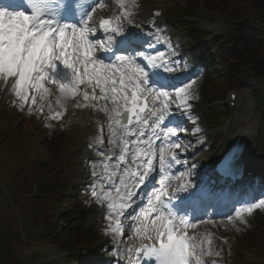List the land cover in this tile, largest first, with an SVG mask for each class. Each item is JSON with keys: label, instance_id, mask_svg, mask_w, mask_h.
Here are the masks:
<instances>
[{"label": "snow or ice", "instance_id": "snow-or-ice-1", "mask_svg": "<svg viewBox=\"0 0 264 264\" xmlns=\"http://www.w3.org/2000/svg\"><path fill=\"white\" fill-rule=\"evenodd\" d=\"M30 3L32 15L26 14L27 5L24 11L0 7V81L10 88L21 109L27 103L31 112L32 105L37 103V95L41 101L45 100L50 94L45 85L52 84L61 93L69 92L75 96L82 92L85 104L78 106L102 111L108 117L109 143L114 144L119 139L122 144L116 168L124 167L119 185L113 179L116 172L103 177L109 181V189H116L114 199L111 191H103V185L91 186V195L99 199L102 194L108 200L106 218L113 236L112 251L117 255L116 264H120L119 256L124 249L116 238H124L123 226L119 219L113 226L111 217L114 212L118 216L124 215L125 208H130L141 196L146 187L145 178L150 176L153 167L154 143L159 141L161 145L162 171L165 162L163 146L168 149L181 147V141L185 139L183 134L190 131L183 120H192V81L177 83L180 78L165 75L173 73L179 61L170 62L158 47L162 41L155 37L145 39L147 33L129 30L124 34L120 17L115 18V27H111L112 19L99 21V30L105 37L99 40L96 29L88 24L95 7L91 12L81 13L76 23L68 24L61 21L66 20L68 13L76 19L81 6L79 0H30ZM93 3L103 6L100 0H93ZM129 16L130 13L125 12L123 19L131 25L133 22ZM89 34L93 39H89ZM69 49L72 50V59L69 58ZM97 49L100 50L99 56L95 55ZM43 107L41 103V112ZM61 116V113H55L51 118L60 119ZM129 137L134 139L129 140ZM129 155L131 163L128 162ZM183 155L182 152L179 157L173 155L171 159L179 163ZM160 185L155 205L152 204V190L147 196L151 212L156 213L155 218L150 225L145 223L137 230L143 239L152 240L153 244L136 249L137 257H142L145 264H207L203 257L213 254V241L199 233L189 236L185 231L187 226H196L195 223L189 225L188 216L193 221L200 217L196 212L182 211L172 204V199L178 198L177 193L181 189L188 191V188L181 185L165 201L162 197L168 195V186L163 177ZM97 187L101 188L100 193ZM257 207H264V199L235 210V216L245 222L242 214H251ZM227 218L231 220L232 216Z\"/></svg>", "mask_w": 264, "mask_h": 264}, {"label": "rangeland", "instance_id": "rangeland-1", "mask_svg": "<svg viewBox=\"0 0 264 264\" xmlns=\"http://www.w3.org/2000/svg\"><path fill=\"white\" fill-rule=\"evenodd\" d=\"M145 1L146 0H129L127 2L131 13V16L128 19L133 22L132 24H136L138 19L145 14ZM170 1L171 4L167 8L168 10H170V8L173 9L176 7H183L187 2V0ZM102 5V7H99L96 10V17L101 15L109 17L120 16L119 9L114 8L112 0H104ZM179 17V19L172 18L168 11L167 19L160 27L161 31L167 32L168 35H164V38L167 41L171 38L169 30L180 25H187V23L193 21V19L184 15H180ZM198 21L201 28H204L209 32H211L212 29H216V31H219L220 34L223 33L219 19L214 15H206L205 18L199 19ZM122 25L126 32H128L130 25L127 23V20L122 19ZM165 47H168V42ZM163 53L170 62L173 60L179 61L174 69V72H179L182 67L188 66L186 64V62L188 63V60L184 58V52H182L179 48L177 49V53L169 51H164ZM217 65V73H224L227 71L228 65L224 59H219L217 61ZM197 72L200 73V71ZM213 74L214 73L209 72V75H203L202 73L201 78L197 77L196 79L191 80L192 83L190 91L193 99L190 101L192 105L190 113L192 120H183L185 127L190 129V131L183 134L185 139L181 141V147L176 149L187 153V160L185 162L186 167L181 171L180 175L176 179V183H179L181 180H190L195 183L209 180L206 176L200 173V171L205 168V158L217 154L220 147L223 149V144L229 143L234 134L244 128L246 120H248L252 125L254 124L262 127L261 132L259 133L260 136H258L260 138V143L257 142L256 145L253 146L254 150L252 151V157L255 160L254 163H257V168L259 170L264 166V143L261 135L264 133V117L262 110L259 109L253 99L251 89L246 87L244 89L237 90L240 98V104H238L236 112L230 114L234 117V127L231 132L224 134V120L217 117L221 111H224L228 100L222 102L217 98L207 101L201 93L203 88L207 85L204 80L213 76ZM1 83L2 81H0V85ZM81 88H83V86ZM80 96L83 97L82 92H78L75 96H72V99L68 102H58L55 99L51 100L49 97L41 101L37 95V103L36 105H32V109L39 111V105L42 103L44 105L43 112L47 115L48 119H52L51 116L58 113L59 108H66L68 112V125L66 129H62V131H60V138L58 139L55 149L57 158L55 159V163L51 165L56 168V173L59 175L61 180L76 187V198H80L81 201H84V197L87 196V193L92 191L91 186L87 189L83 188L85 178L87 180L86 174L93 173L94 170L98 168V165H89L88 152L85 148L80 150L85 147L84 142L90 139L89 135L90 133L93 134L96 127V124L90 122L91 115L94 114L93 108L88 107L84 111L75 110V107L79 105L78 98ZM12 99L13 96L10 91L7 96L5 95L2 105H10ZM199 116H201V126L199 129H196V126L194 125ZM14 118L15 115L13 113V119ZM0 123L3 124L0 128L1 131H4L3 133H7L9 123L6 120H0ZM41 152L46 153L47 151L43 147ZM89 166H92L93 171L90 170ZM39 175L38 171L32 169L31 173L28 175L30 177L29 181H32L34 176ZM31 188L32 185L29 187L26 186L22 197H17L14 209L7 207L6 211L0 217V227L4 228V231H0V234L1 232L11 234L10 242L6 243V245L7 247L9 246V249L15 257L10 253V263L12 262L13 264H16L17 260L20 264H23L22 262H24V264H65L61 258L55 256L58 255L59 252L52 247L40 245L30 250L26 249L24 245V234L33 237L32 239H37V237L42 234L46 235L47 233L45 230L50 222L53 221L52 219L48 224L44 225L42 224L44 219H38L37 214L33 215L34 209L40 205L36 204L34 201H26V199H29L28 196H26V193L29 192ZM262 190H264V188ZM0 191H2V189H0ZM96 200L97 198L95 197L93 201ZM217 201L218 197L214 200V203ZM88 202L90 203V201ZM42 207H44L45 212L51 213L50 217H52L55 213V205L53 203L44 204ZM19 208L21 209V213L18 210ZM100 208H95L93 205L92 207H88L87 210L91 211L92 214L79 223L80 230L90 236L88 237V240L92 239V234L108 229L105 234L109 233L105 236V238L103 240L101 239L99 244L95 245L94 248L96 250H99L98 248L100 245L104 244L107 240L113 237L109 230V219L106 218L107 215L103 212V209L100 210ZM98 210L100 211L94 213ZM228 216L229 214L225 218L214 217L213 222H216L217 224L208 229L212 230L219 239L226 240L227 245H229L227 248L225 246L223 247L224 252L222 253V257L220 258V261H215V264H264V208L255 209L251 214H243L242 216L245 222H241L240 218H234L232 214V219L229 220L227 218ZM112 223L114 226L115 222L112 221ZM245 225L249 226L248 231L243 229V226ZM134 232H136V230H134ZM242 232H245L246 237L242 235ZM19 233L23 244L17 239V234ZM94 248L93 250L86 251V255L88 253V256L83 257L85 262L89 263V257L94 255ZM33 252L44 254L45 258L34 263L31 260ZM99 258L101 257L99 256Z\"/></svg>", "mask_w": 264, "mask_h": 264}, {"label": "trees", "instance_id": "trees-1", "mask_svg": "<svg viewBox=\"0 0 264 264\" xmlns=\"http://www.w3.org/2000/svg\"><path fill=\"white\" fill-rule=\"evenodd\" d=\"M186 11L194 16L202 15V13H217L224 24L225 36L216 41V45L219 47L217 55H224L227 58L231 65V71L228 78L219 81L216 93L223 95L230 87L253 83L255 87L254 98L262 106L264 104V0H194L190 2ZM177 33V39L184 37L185 42L179 39L183 47L186 45L197 46L200 43L201 46H197L194 50H198L199 61L207 59L209 62H213L212 57H209L210 46L203 43V34L196 29L195 24L183 28ZM189 48L186 47V49ZM204 55L208 58H205ZM210 95L212 96V94ZM18 169L21 170V167ZM29 179L28 176L26 179L27 187L32 183H37L39 192L42 194L49 193L54 197L53 204L56 212L61 207L63 198L60 196V191L54 187L56 186L55 181L50 182L53 177H50V181L41 175L34 176L32 181ZM38 205L45 212L44 207H42L44 203ZM68 209L65 208L66 211ZM50 215L51 213L48 212L47 216ZM64 216L60 218L64 221L69 220V214ZM58 218L55 214L54 220L50 222L45 231L47 234H43L41 240L54 243L68 252H73V248L76 246L70 232L72 231L70 229L71 223L67 224L68 229L62 230ZM3 231L4 228L2 227ZM2 232L0 234V264H13L10 263L9 256L10 253L14 257L15 255L6 245L10 242L11 234ZM29 244L32 245L31 239ZM16 264H19L17 260Z\"/></svg>", "mask_w": 264, "mask_h": 264}, {"label": "bare ground", "instance_id": "bare-ground-1", "mask_svg": "<svg viewBox=\"0 0 264 264\" xmlns=\"http://www.w3.org/2000/svg\"><path fill=\"white\" fill-rule=\"evenodd\" d=\"M117 1L122 6L125 7L126 6V2L129 1V0H117ZM167 1L166 0H146L145 1V8L150 9V12H151V11L156 10L157 7L161 5V6H163V9H164L166 7V5H167ZM150 16H151V13H148V12H146L143 16H141L140 19L137 21V23L133 26V31L141 29L142 25L145 23V20L147 18H149ZM102 19H104V18H101V19H99L97 21V36H100L99 21L102 20ZM112 20H113V24L112 25L116 26L115 18L112 19ZM158 32H159L158 31V26H156L150 31V33H147V34L150 36L149 38L152 39L153 37H155V38L157 37ZM103 39H105V37H103ZM158 47L160 48L159 45H158ZM95 55L98 56V52L97 51H96ZM79 101H80L79 105H84L85 104V101L83 100L82 97L79 98ZM238 101H240V100H238ZM108 107L109 108L112 107L110 102L108 103ZM77 109L86 110L87 107L77 106L76 110ZM100 115H101V118L97 120L98 123H99V126L100 127H105V129H108V127H107L108 117L106 116L105 113L104 114L101 113ZM150 123H151V121H150ZM257 128L258 127L256 125H254V124L252 125L248 120H246V123H245V126H244V130L237 132L235 134V136L233 137L232 142H230L228 145H226V147L222 151H220L218 154H215L213 156H209V157L205 158V163L204 164L206 165V168H208V169H206V170L203 169V171H204L203 174H205L206 176H212L211 179L214 180L215 178H213L212 171H210V168L212 169V166L216 164V161H217V163L219 161H221L222 157L224 155H226L229 151H231L232 147L239 140L240 141L239 144L241 145L242 149L237 154V156L235 158V161H234V166H235V169L237 170L236 171V175L240 176L239 179H241V177L243 175L245 177H247L248 172H252L253 173V177H255L256 170H254L252 168V163H251V160H248V157H249L248 155L250 153V157L252 156L251 151L254 150L253 146L256 145L257 142H260V138L258 137V135L256 136ZM108 132H109V135L108 134L104 135V139H105V144L104 145H102V144H100V143H98L97 141H94V140L87 141L84 144L85 147H88V153L91 154V157L89 158V160L90 161H97L99 163V167L98 168L100 169L101 172L95 178V181L98 184H109V181L103 179V177L111 176V174L113 172L117 173V172L121 171V169H117L116 168V164L118 162L117 161V157L119 155V150L112 149L111 144L109 143V137H110L111 131L108 129ZM146 138L147 137H145V139ZM121 147L122 146H120V149H121ZM130 148H131V145H130ZM82 149L83 148H81L80 150H82ZM153 150H154V148H153ZM93 152H97L98 154H100V157H97V158L94 157L93 156ZM101 153H103V154H101ZM154 154H155V152H154ZM177 155L179 157L180 153H177ZM181 159H184V156L181 157ZM128 160H130V162H131V158L130 157H128ZM241 166H244V167L242 168ZM133 167H135V166L133 165ZM263 170H264V167H263ZM201 172L202 171H200V173ZM120 174H122V172ZM117 176L118 175H116L113 179L115 180ZM247 180H248V177H247ZM202 184H204V183H202ZM205 184L208 185V183H205ZM117 185H118V180H117ZM179 185H180V187H181V185L186 186L188 188L187 192H189V194H191L190 192L192 191V187H193V185L191 183H189V182H181ZM203 186H206V185H203ZM185 192L186 191L181 189V191L178 194L180 196V195H182V193H185ZM201 193H202V190L200 188L199 189H195V191L193 192V194H196V195H199ZM113 194L114 193H112V195ZM115 195H116V193H115ZM184 200L186 201L187 198H184ZM192 200L193 199H191V201ZM105 205H107V204H105ZM127 212H128V210L126 209L125 213H127ZM120 221H121V219H120ZM200 235L202 237H210L211 240L213 241L212 249L216 247V243L219 241V239L214 234L208 235L207 233L201 232ZM108 243L113 245V240H109ZM220 243L222 244L223 242L221 241ZM203 259H204V257H203Z\"/></svg>", "mask_w": 264, "mask_h": 264}]
</instances>
